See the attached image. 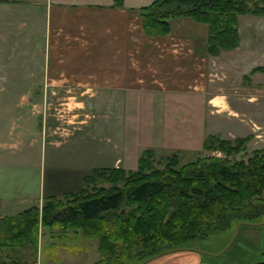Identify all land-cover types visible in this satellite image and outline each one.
Returning <instances> with one entry per match:
<instances>
[{"label":"crops","instance_id":"0c3cea01","mask_svg":"<svg viewBox=\"0 0 264 264\" xmlns=\"http://www.w3.org/2000/svg\"><path fill=\"white\" fill-rule=\"evenodd\" d=\"M152 1L124 0L116 7L114 0H0V94L12 96L8 86L16 81L23 82L16 93L21 96L42 91L44 96L97 97L106 89L128 98L132 121L122 147H115L122 157L111 166L135 169L146 148L202 151L205 136L213 134L212 118L237 112L225 96L203 90L198 81L205 72L215 73L212 66L226 51L208 54L207 25L189 17L171 19L166 35L146 34L139 9ZM35 81L36 88L29 87ZM18 191H0V217L27 208L13 201ZM16 207L19 211H12ZM189 253L190 264H200ZM179 258L169 264L184 263L185 256Z\"/></svg>","mask_w":264,"mask_h":264},{"label":"trees","instance_id":"16d2710c","mask_svg":"<svg viewBox=\"0 0 264 264\" xmlns=\"http://www.w3.org/2000/svg\"><path fill=\"white\" fill-rule=\"evenodd\" d=\"M123 1L114 0V6ZM139 12L145 33L152 36L168 34L170 20L178 17L205 23L207 53L217 56L239 45V15L264 16V0H154ZM253 71L264 72V67ZM251 137L208 134L203 148L222 155L184 164L175 153L158 166L154 149L146 148L134 170L94 168L80 189L50 196L41 209L32 206L0 217V264H28L17 253L37 247L41 225L97 237L101 258L91 264H135L240 221H262L264 147L236 158L247 152Z\"/></svg>","mask_w":264,"mask_h":264},{"label":"rangeland","instance_id":"374dc122","mask_svg":"<svg viewBox=\"0 0 264 264\" xmlns=\"http://www.w3.org/2000/svg\"><path fill=\"white\" fill-rule=\"evenodd\" d=\"M238 27L237 49L222 50L226 52L217 57L212 66L215 73L205 72L204 79L198 80L203 90L217 91L237 110L215 116L212 122L208 117L209 130L213 134L218 131L221 138L231 140L252 134L247 152L236 154L237 159L255 148L264 147V72L253 71V66L264 67V16L240 15ZM21 40L27 42L24 37ZM35 42L36 39L32 40L30 45L34 47ZM236 64L241 66L236 68ZM35 83L38 82L28 85L36 88ZM10 84L8 88L13 95L0 94V191L14 193L19 190V193L22 190L19 198L12 194L17 204L26 209L30 206L41 209L50 196L60 198L64 192L83 187L81 177L92 172L94 167H113L115 159L122 157L120 147L127 134V124L132 121L129 105L126 107L128 98L113 95L106 89L99 91L97 97L44 96L42 91H31L35 93L33 96H21L16 93L21 92L17 90L22 88L23 82ZM250 93L251 101L247 99ZM116 145L120 147L115 149ZM154 151L155 161L160 160L162 164L158 166H163L166 158L175 154L172 150ZM176 153L180 164L197 157L222 155L204 148L195 154ZM17 207L12 211H19ZM260 219L264 220V215ZM235 226L185 244L195 251L166 250L163 251L166 253L151 256L152 259L144 264L161 261L169 264L170 258L177 260L181 255L185 256L182 264H190L189 252L199 258L200 264H256L264 260V223L240 225L234 241L226 248ZM98 245L95 236L71 229L51 230L41 225L37 247L26 248L17 253V257L28 264H91L101 258ZM1 256L9 261L8 255Z\"/></svg>","mask_w":264,"mask_h":264},{"label":"water","instance_id":"95a60500","mask_svg":"<svg viewBox=\"0 0 264 264\" xmlns=\"http://www.w3.org/2000/svg\"><path fill=\"white\" fill-rule=\"evenodd\" d=\"M263 223H264V220L259 221V222H249V221H240V222H238L236 224V226H235L232 238H231L230 242L226 245V248L229 247L232 244V242L234 241L235 236L237 234V231H238V228L240 227V225L245 224V225H250V226H257V225H260V224H263ZM179 250H193V251H195L194 249H191V248H188V247H181V248H174V249L168 250L166 252H173V251H179ZM166 252H163V253H166ZM212 255H215V254H212ZM150 259H152V257H150L147 260L141 261L140 263H136V264H144L145 262H147Z\"/></svg>","mask_w":264,"mask_h":264}]
</instances>
